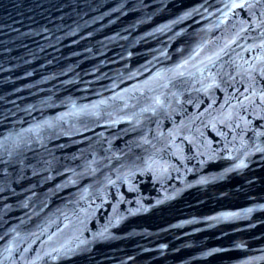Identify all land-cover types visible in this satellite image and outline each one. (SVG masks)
<instances>
[{
    "label": "snow or ice",
    "instance_id": "1",
    "mask_svg": "<svg viewBox=\"0 0 264 264\" xmlns=\"http://www.w3.org/2000/svg\"><path fill=\"white\" fill-rule=\"evenodd\" d=\"M247 6L253 9H260V8H264V0H255V3H252L251 0H246ZM246 5L245 4H238V5H234V7H239V8H244ZM262 15H264V13H261ZM235 43V41H233ZM260 47H264V44L260 45ZM219 55V54H217ZM211 59V57H210ZM253 71H257L256 69H254ZM260 76H261V81L262 83H264V68H260L258 69ZM218 86V85H217ZM250 87H252V85H250ZM260 100L262 103H264V96L260 97Z\"/></svg>",
    "mask_w": 264,
    "mask_h": 264
}]
</instances>
